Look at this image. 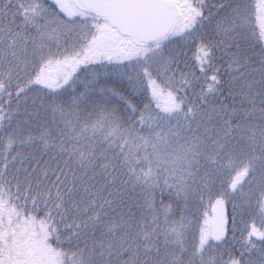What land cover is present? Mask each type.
<instances>
[{"label": "trees", "instance_id": "1", "mask_svg": "<svg viewBox=\"0 0 264 264\" xmlns=\"http://www.w3.org/2000/svg\"><path fill=\"white\" fill-rule=\"evenodd\" d=\"M188 2L182 35L141 44L158 56L113 65L80 20L0 0V264H264V22L257 0ZM219 197L239 214L213 245Z\"/></svg>", "mask_w": 264, "mask_h": 264}, {"label": "water", "instance_id": "2", "mask_svg": "<svg viewBox=\"0 0 264 264\" xmlns=\"http://www.w3.org/2000/svg\"><path fill=\"white\" fill-rule=\"evenodd\" d=\"M60 12L64 19L73 22L76 15L62 0H45ZM92 14L104 17L123 36L148 44L160 40L172 30L180 9L173 0H76ZM182 2L180 7H185ZM226 201L216 198L211 204L210 242L223 244L227 238L224 217Z\"/></svg>", "mask_w": 264, "mask_h": 264}, {"label": "rangeland", "instance_id": "3", "mask_svg": "<svg viewBox=\"0 0 264 264\" xmlns=\"http://www.w3.org/2000/svg\"><path fill=\"white\" fill-rule=\"evenodd\" d=\"M62 1L72 10L73 13L79 15L81 21H79L77 25L73 27V29L76 32H78L79 35H81V37H83L89 44L91 51L88 52V56H90L91 54L90 57L93 60H97L100 63L105 61L107 63L106 59L109 56L113 57V59H116L117 56V60H113L112 62H108V63L113 65H120L121 63L135 56H139L141 53L147 54V52L152 51L154 53L153 57L158 56L156 48L155 49L149 47L146 48L143 45L136 43L134 41L131 43H127L126 38H123L121 35H119V33L109 28L107 24L103 22L99 23L98 21L96 22V21L86 20L85 17H87V14L83 11V9L78 7L76 0H62ZM173 1L175 2V4L178 6L179 9H180V4L182 2L184 3L188 2V0L187 2H185L184 0H173ZM263 1L264 0H257L256 2L257 6L255 7L256 13L258 15L259 27H260V23L264 22V6H262ZM187 4L184 8H182L181 14L175 20L173 28L170 31V33L174 35H178V34L182 35L184 33L186 27L185 24L188 23L189 20L191 19L190 18L191 14L189 11V9H191V5L190 4L187 5ZM262 27L263 26L261 25V28ZM92 49H93V54H92ZM120 49L124 51L123 56L118 55V51ZM84 62L85 60L83 59L60 61L51 66V68L48 71V75H46V78L48 79V82L51 83L53 88L60 87V85H65L70 82L69 81L71 79L70 77L75 69L80 70L81 68H83ZM106 92L112 93L113 91L110 89ZM261 156L263 157L264 155ZM258 179L259 178H256V180ZM262 185L264 189V180L262 182ZM220 198H223L227 204L224 222L228 233L229 230L228 225L230 224L231 221H232L230 226L231 231L234 229V226H236L234 224V219H236L237 217L236 215L239 214L238 205L236 204L235 200H233L236 198H233L232 200L230 199V202L232 201L230 205H229V200H227L225 197H220ZM209 210H210V214L206 216L204 220L205 228L208 234V239H210V232H211V220H212L211 206ZM48 259L50 264H56L53 258H48Z\"/></svg>", "mask_w": 264, "mask_h": 264}, {"label": "flooded vegetation", "instance_id": "4", "mask_svg": "<svg viewBox=\"0 0 264 264\" xmlns=\"http://www.w3.org/2000/svg\"><path fill=\"white\" fill-rule=\"evenodd\" d=\"M78 5V4H77ZM262 6H264V1L262 2ZM78 7L79 8H81V9H83V11L87 14V17H85L86 18V20H89V21H98L99 23H105V24H107V26L109 27V28H111L112 30H114V31H116L117 33H119L118 31H117V29L116 28H114V27H112L110 24H109V22L107 21V19L106 18H104V17H101V16H98V15H94V14H92L88 9H85V8H83V7H81L80 5H78ZM182 10V9H181ZM75 15H76V19L73 21V22H75L77 19L79 20L80 19V17H79V15L78 14H76L75 13ZM80 21H81V19H80ZM119 35H121L120 33H119ZM123 38H126L127 39V43H131V42H136V43H139V42H137L135 39H133V38H131V37H128V36H123V35H121ZM110 41V40H109ZM140 44V43H139ZM123 53H124V51H122V49H120L119 51H118V55L119 56H123ZM113 60H117V56H116V59H113V57H108L107 59H106V61L107 62H112Z\"/></svg>", "mask_w": 264, "mask_h": 264}]
</instances>
